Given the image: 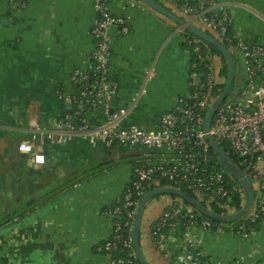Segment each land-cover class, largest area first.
<instances>
[{
	"label": "crops",
	"instance_id": "obj_1",
	"mask_svg": "<svg viewBox=\"0 0 264 264\" xmlns=\"http://www.w3.org/2000/svg\"><path fill=\"white\" fill-rule=\"evenodd\" d=\"M222 1L245 37L264 43V32L251 23L264 19V0ZM109 6L130 25L127 35L113 29L114 110L127 112L125 126L157 130L188 89L181 25L140 0ZM95 20L93 0H29L24 8L0 0V264H107L96 249L111 232L102 211L132 181L138 152L94 148L76 137L65 146L46 145L47 162L37 166L18 149L34 127H57L65 110L60 93L74 91L75 72L92 68ZM106 119L101 111L88 117L92 126ZM254 246L260 253L250 262L264 264V227L227 244L208 233L205 251L209 261L227 264ZM143 257L146 264H169L149 246Z\"/></svg>",
	"mask_w": 264,
	"mask_h": 264
},
{
	"label": "built area",
	"instance_id": "obj_2",
	"mask_svg": "<svg viewBox=\"0 0 264 264\" xmlns=\"http://www.w3.org/2000/svg\"><path fill=\"white\" fill-rule=\"evenodd\" d=\"M3 1L21 8L29 3ZM109 1L93 0L96 20L92 28V68L75 72L71 77L74 91L60 93L64 105L73 111L63 113L53 130L34 127L30 139L19 145V152L42 166L47 162L43 153L46 145L65 146L76 137L94 148L122 146L138 152L132 181L114 204L102 211L111 223V232L96 249L105 255L107 264H136L139 207L148 193L160 188L191 193V198L219 217L240 213L252 194L249 210L232 222L233 237L251 238L264 227V43L244 36L235 24L230 4L222 0H158L229 52L235 64L233 81L206 130L208 114L226 89L231 67L222 53L181 25L178 32L189 54L187 93L161 118L159 129L125 126L127 112H112L119 86L110 66L113 29L119 26L127 35L130 25L127 18L113 14ZM99 111L107 119L92 126L88 117ZM212 142L240 176L223 166L224 160ZM244 178L251 180L249 191L242 184ZM156 196L146 203L141 217L142 254L143 246H149L169 264H202L203 259H208V264H223L209 261L205 250L207 234L224 232L226 222L214 224L182 196ZM120 246L128 256L114 255ZM259 253V247L254 246L250 254L241 253L227 264H252L250 259Z\"/></svg>",
	"mask_w": 264,
	"mask_h": 264
},
{
	"label": "water",
	"instance_id": "obj_3",
	"mask_svg": "<svg viewBox=\"0 0 264 264\" xmlns=\"http://www.w3.org/2000/svg\"><path fill=\"white\" fill-rule=\"evenodd\" d=\"M140 1L148 4L149 6L153 7L154 9L158 10L159 12L163 13L165 16L174 20L178 24L185 25L187 27L188 31L192 32L196 36L201 37L202 39H204L207 42L215 44L218 47V50L223 54V56L229 62L230 67H231V72L229 74L228 83H227V86H226L224 93L221 95L218 102L213 106V108L210 110V112L208 114V118H207V122H206V130H208L217 106L223 102V100H224V98H225V96H226V94H227V92H228V90L232 84V81H233V77H234V73H235V64H234L232 56L229 54V52L224 47H222L219 44H216L214 42L215 40L213 38L209 37L208 35H206L202 31L195 28L194 26L188 25L182 18H180L176 14L169 11L167 8H165L159 2H157L155 0H140ZM112 112H114V109L112 110ZM212 146L219 152L220 156L223 158V160H224L223 166L227 167L229 170H232L237 176H240V173L237 172L236 170H233L232 166L229 164L228 157L225 155V153L214 142H212ZM242 184L247 188V191L250 190L251 180L249 178H244V180L242 181ZM166 193H171L174 195L182 196V197L188 199L191 203L195 204L206 216H208L210 218L217 219L219 221H224L226 223L233 222V221L239 219L242 215H244L249 210L251 199H252V194H250L248 197L247 206L240 213H238L232 217H219L216 214H213V213L205 210L198 202H196L188 194H186L180 190L171 189V188H160V189H156V190L148 193L147 196L143 199V201L139 207V211L137 214V220H136V226H135V246H136V250L138 253V257L141 260H144V258H143V254H142L141 246H140L139 229H140V225H141V217H142L144 207H145L146 203L151 198H153L154 196L159 195V194H166Z\"/></svg>",
	"mask_w": 264,
	"mask_h": 264
},
{
	"label": "trees",
	"instance_id": "obj_4",
	"mask_svg": "<svg viewBox=\"0 0 264 264\" xmlns=\"http://www.w3.org/2000/svg\"><path fill=\"white\" fill-rule=\"evenodd\" d=\"M155 1L158 2V0H155ZM188 33H190L191 35H195V34H193V33L190 32V31H189ZM206 42H207V41H206ZM214 42L217 44L216 41H214ZM207 43L211 46V48H212L215 52H220V51L218 50V47H217L215 44L210 43V42H207ZM220 53H221V52H220ZM79 87H80L79 84H76V85H75V88L78 89V90H79ZM72 111H73V108H69V107L65 106L64 113H65V112H72ZM135 165H136V162H135ZM189 195H191V193H189ZM155 197H157V196H155ZM17 213H18V212H13V214H12L11 216H9L8 219L11 220V219L16 218ZM18 215H20V214H18ZM206 217H208V216H206ZM208 218L211 219L212 222H213L214 224L217 223V222L219 221V220L214 219V218H210V217H208ZM9 220H8V221H9ZM122 243H123V242H122ZM114 255H115L116 257H126V256H128V253H127L126 249L123 248V246H120V249H119L118 251H116ZM136 264H146V262H145V260H141V259L138 257V259L136 260ZM202 264H208V259H203Z\"/></svg>",
	"mask_w": 264,
	"mask_h": 264
},
{
	"label": "rangeland",
	"instance_id": "obj_5",
	"mask_svg": "<svg viewBox=\"0 0 264 264\" xmlns=\"http://www.w3.org/2000/svg\"><path fill=\"white\" fill-rule=\"evenodd\" d=\"M251 23L255 26L257 25V27L261 30V32H264V19L261 17H256V18H251ZM262 34V33H260ZM233 223H225L223 224V227H225V231L224 232H220L219 236H221L222 238V242L227 244L228 239H231L234 234L232 233V230L234 228V226L232 225ZM216 227V225L213 226V230ZM235 247V244L232 246V248ZM231 248V249H232ZM226 251L228 252L229 250L226 249ZM261 262L264 263V261L262 260Z\"/></svg>",
	"mask_w": 264,
	"mask_h": 264
}]
</instances>
